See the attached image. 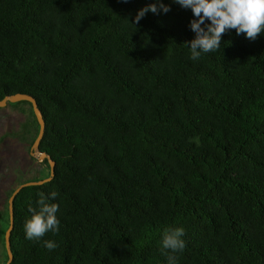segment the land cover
Returning a JSON list of instances; mask_svg holds the SVG:
<instances>
[{
	"label": "trees",
	"instance_id": "16d2710c",
	"mask_svg": "<svg viewBox=\"0 0 264 264\" xmlns=\"http://www.w3.org/2000/svg\"><path fill=\"white\" fill-rule=\"evenodd\" d=\"M150 2L0 0V100L35 99L55 163L13 197L10 264H166L176 226V264H264V33L226 31L193 61L190 10L164 0L130 24ZM38 131L31 103L0 107V264ZM53 190L59 230L25 239L28 206Z\"/></svg>",
	"mask_w": 264,
	"mask_h": 264
},
{
	"label": "clouds",
	"instance_id": "9594fccd",
	"mask_svg": "<svg viewBox=\"0 0 264 264\" xmlns=\"http://www.w3.org/2000/svg\"><path fill=\"white\" fill-rule=\"evenodd\" d=\"M181 8L191 11L192 19L188 27L194 37L185 44L190 50L189 59L195 61L202 54L215 52L221 48L222 34L235 30L236 35L243 34L245 38L254 40L264 33V0H171ZM170 5L164 0H151L139 8L132 17V25L138 22L148 12L153 14L167 13ZM129 22V21H128ZM36 207L28 206L30 216L24 220L23 231L27 240L40 241L47 232L56 233L60 221L57 217L59 205L55 201L56 191L37 193ZM183 227H168L161 234L160 253L166 259V264H176V256L184 248ZM43 246L53 250L57 244L53 240H43Z\"/></svg>",
	"mask_w": 264,
	"mask_h": 264
},
{
	"label": "water",
	"instance_id": "95a60500",
	"mask_svg": "<svg viewBox=\"0 0 264 264\" xmlns=\"http://www.w3.org/2000/svg\"><path fill=\"white\" fill-rule=\"evenodd\" d=\"M20 101H27V102L31 103L32 108H33V112H34L35 117H36L38 124H39L38 135H37L34 143L31 146L30 155L40 162H42L44 159L47 160V163L49 166V177L44 178V179H40V180H32V181L23 182L14 190V192L9 197V200H8L9 226H8V228L4 234L5 249H6V253L8 256V260H7L6 264H10L12 261V252L10 250V239H9V237H10L11 230L13 228V208H12L13 197L15 196L16 193L19 192V190L21 188H23L25 186L39 185V184L50 181L53 177V170H54V165H55V163L53 162V160L50 158L49 155H47L45 152H41L39 150V144H40V141H41L43 133H44L45 124H44L42 114H41L39 108L37 107V103H36L35 99L29 95L17 93V94H13L10 96H6L2 100H0V107H5L8 102L9 103H16V102H20Z\"/></svg>",
	"mask_w": 264,
	"mask_h": 264
},
{
	"label": "rangeland",
	"instance_id": "374dc122",
	"mask_svg": "<svg viewBox=\"0 0 264 264\" xmlns=\"http://www.w3.org/2000/svg\"><path fill=\"white\" fill-rule=\"evenodd\" d=\"M45 174L47 175L46 167L37 160L34 167L28 172L29 176H20V179L22 178L23 181L39 180L45 178Z\"/></svg>",
	"mask_w": 264,
	"mask_h": 264
}]
</instances>
